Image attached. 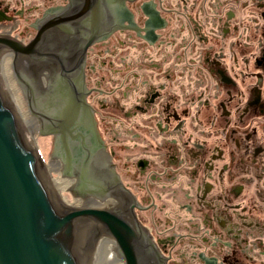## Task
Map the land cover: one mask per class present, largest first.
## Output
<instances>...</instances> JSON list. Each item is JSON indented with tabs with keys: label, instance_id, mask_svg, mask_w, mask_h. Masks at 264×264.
<instances>
[{
	"label": "flooded vegetation",
	"instance_id": "af4514ba",
	"mask_svg": "<svg viewBox=\"0 0 264 264\" xmlns=\"http://www.w3.org/2000/svg\"><path fill=\"white\" fill-rule=\"evenodd\" d=\"M0 37L143 264H264V0H0Z\"/></svg>",
	"mask_w": 264,
	"mask_h": 264
},
{
	"label": "water",
	"instance_id": "95a60500",
	"mask_svg": "<svg viewBox=\"0 0 264 264\" xmlns=\"http://www.w3.org/2000/svg\"><path fill=\"white\" fill-rule=\"evenodd\" d=\"M27 54L19 42L0 37V264H143L134 230L108 210L119 202L76 193L79 181L55 145L58 182H51L34 142L43 133L13 68Z\"/></svg>",
	"mask_w": 264,
	"mask_h": 264
},
{
	"label": "rangeland",
	"instance_id": "374dc122",
	"mask_svg": "<svg viewBox=\"0 0 264 264\" xmlns=\"http://www.w3.org/2000/svg\"><path fill=\"white\" fill-rule=\"evenodd\" d=\"M45 164L53 163L54 159V137L52 135H41L36 139ZM49 170V169H48ZM51 172V178L58 179V172Z\"/></svg>",
	"mask_w": 264,
	"mask_h": 264
},
{
	"label": "bare ground",
	"instance_id": "6f19581e",
	"mask_svg": "<svg viewBox=\"0 0 264 264\" xmlns=\"http://www.w3.org/2000/svg\"><path fill=\"white\" fill-rule=\"evenodd\" d=\"M36 142V140L34 141ZM46 165V168H47V171L49 173V176H50V179H51V182H58V179H54V178H51V172L50 171H53V163L51 164H45ZM49 169V170H48Z\"/></svg>",
	"mask_w": 264,
	"mask_h": 264
}]
</instances>
